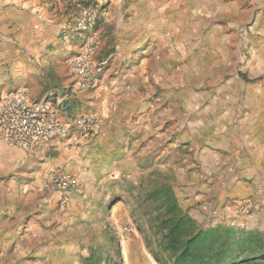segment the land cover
I'll return each instance as SVG.
<instances>
[{
  "label": "crops",
  "instance_id": "obj_1",
  "mask_svg": "<svg viewBox=\"0 0 264 264\" xmlns=\"http://www.w3.org/2000/svg\"><path fill=\"white\" fill-rule=\"evenodd\" d=\"M180 3L140 0L131 13L119 15L114 45L103 52V71L89 90L80 92L67 64L80 47L59 39L54 21L19 4L0 2V99L26 88L33 103H69L58 118L73 135L55 138L50 146L43 142L34 151H65L64 145L83 141L75 119L91 115L96 142L115 147L128 135L142 149L131 151L132 160L145 157L148 163L165 162L176 173L186 172L185 202L197 207L191 211L198 221L207 212L194 205L202 191L207 194L203 198H229L228 203L253 195L257 203L247 220L255 221L264 213V29L248 33L243 12L233 2L222 23L213 22V13L185 18L177 11ZM163 4L168 6L161 9ZM230 69H236L231 78L222 76ZM182 108L189 111L183 123ZM183 148L190 154L176 171L174 160ZM61 163L55 160L50 166ZM233 214V207L227 208L221 218ZM9 224L0 219V242L10 238ZM48 248L36 246L27 254L18 246L8 262L0 250V264H40L34 259L48 252L56 255V264L63 260V253Z\"/></svg>",
  "mask_w": 264,
  "mask_h": 264
},
{
  "label": "rangeland",
  "instance_id": "obj_2",
  "mask_svg": "<svg viewBox=\"0 0 264 264\" xmlns=\"http://www.w3.org/2000/svg\"><path fill=\"white\" fill-rule=\"evenodd\" d=\"M191 1L181 0L178 5V13L185 18L194 19L196 13L198 19L213 13V22L222 23V16L229 14L228 8L233 2L238 12H243L241 18L248 33L251 34V30L256 27L264 29V0H241V3L237 0H197L195 4ZM0 2L19 4L36 11L46 21H54L59 25V32L56 33L58 38L68 42L72 48L80 47L87 39L97 38L100 45L95 59L101 63L103 52L113 47L117 37L115 33L120 29L118 16L131 13L140 0ZM166 6L168 4H163L161 9ZM235 70H226L222 76L231 78ZM215 92L219 91L215 89ZM181 113L183 123L189 111L182 108ZM94 129L95 125L91 131L79 129L80 136L85 137L83 141L78 139L69 147L64 145L65 151L46 150L44 155L34 150L13 152V146L0 139V219L10 223L6 229V235L10 238L0 242V250L7 255L6 262L10 260L12 252L18 250V246L24 248L27 254L29 249L34 250L36 246H49L50 250H59V255L64 254L58 264H161L148 244L149 241L155 245L157 235L149 224L153 205L145 198L161 184H169L174 187L183 208L192 216L191 210L197 207L185 202L184 188L188 183L184 175L186 172L176 173L171 164L165 162L148 163L145 157L132 160L131 151L136 154L142 149L138 144L133 146L128 135L117 146L109 147L92 139ZM73 132L69 129L64 138L68 140ZM53 141L55 139L46 143L50 146ZM188 154L190 151L183 148L181 155H177L174 160L176 171L186 164ZM59 159L62 160L61 164L50 166L51 162ZM56 170L71 175L76 181L75 187L64 192L55 186L51 175ZM60 192L63 193L61 197ZM201 193L200 203L195 202L194 205L201 206L199 209L202 214V210L207 211L206 219L200 222L192 217L203 227L227 225L264 229V213H258L255 221L247 220L257 203L253 195L234 198L228 203L229 198L223 201L217 196L206 199L203 198L206 192ZM246 201H252L253 204L247 208ZM231 207L235 214L221 218L225 210ZM36 234L40 240L34 238ZM67 248L73 251L70 254L62 252ZM55 256L50 257L48 252L47 256L41 255L40 259L34 260L40 264H56Z\"/></svg>",
  "mask_w": 264,
  "mask_h": 264
},
{
  "label": "trees",
  "instance_id": "obj_3",
  "mask_svg": "<svg viewBox=\"0 0 264 264\" xmlns=\"http://www.w3.org/2000/svg\"><path fill=\"white\" fill-rule=\"evenodd\" d=\"M145 199L153 205L149 224L157 235L155 245L148 244L159 263H264V229L203 227L183 208L169 184H161Z\"/></svg>",
  "mask_w": 264,
  "mask_h": 264
},
{
  "label": "built area",
  "instance_id": "obj_4",
  "mask_svg": "<svg viewBox=\"0 0 264 264\" xmlns=\"http://www.w3.org/2000/svg\"><path fill=\"white\" fill-rule=\"evenodd\" d=\"M99 45L97 38L87 39L78 52L67 60L75 85L80 92L89 90L97 75L103 71V64L95 59ZM69 107V103L64 100L56 104L33 103L26 88H17L0 99L2 140L24 151H32L36 145L66 136L69 127L59 120L58 112L66 111ZM75 124L82 131H91L95 125V117L80 115L75 119ZM51 180L64 192L71 190L76 184L71 175L61 170L54 171ZM252 204V201H246L247 208Z\"/></svg>",
  "mask_w": 264,
  "mask_h": 264
}]
</instances>
